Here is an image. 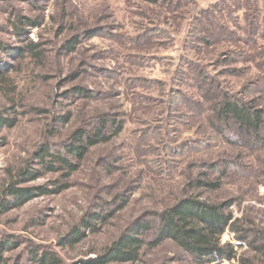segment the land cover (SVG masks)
<instances>
[{
  "label": "rangeland",
  "instance_id": "rangeland-1",
  "mask_svg": "<svg viewBox=\"0 0 264 264\" xmlns=\"http://www.w3.org/2000/svg\"><path fill=\"white\" fill-rule=\"evenodd\" d=\"M0 76L15 123L0 128V203L10 184L34 189L0 209L6 264L33 251L89 264L137 223L134 264H263L227 224L264 230V142L222 132L215 112L226 96L264 108V0H0ZM119 125L79 162L64 151L78 130Z\"/></svg>",
  "mask_w": 264,
  "mask_h": 264
},
{
  "label": "trees",
  "instance_id": "trees-1",
  "mask_svg": "<svg viewBox=\"0 0 264 264\" xmlns=\"http://www.w3.org/2000/svg\"><path fill=\"white\" fill-rule=\"evenodd\" d=\"M143 1H157V0H143ZM26 23H29L27 21ZM37 25V24H33ZM73 44V41L69 43ZM29 50L33 52V56L37 57V52L34 51L35 46L30 44ZM68 45V47H69ZM3 76H0L2 81ZM215 119L219 123L220 129L230 131L229 135L234 137L232 130V124L238 127V124H243L247 130L248 138L247 141L251 145H261L264 142V108L258 106L254 99L249 102H244L239 98H233L226 96L219 106L216 108ZM103 120L100 122L101 126L105 124ZM14 121L3 119L0 116V128H11L14 126ZM121 130V126H117L114 132L106 136L101 130H96L94 133L85 132L84 130H78L71 135L69 144L64 147V151L76 159L78 162L81 161L88 149L100 143H107L110 139L116 136ZM49 157L55 164L60 165L63 169H68L69 172L74 170V166L60 153L50 154L49 148L43 147L39 158L41 161L44 158ZM230 167L238 168L236 163L230 164ZM55 166H49L50 171L55 170ZM29 176L34 178V175H29L25 171L19 172L18 177ZM20 181H23L20 179ZM34 189L31 188H19L17 184H10L4 190V196L11 198V201L1 202L0 209L7 211L9 209H15L23 205L27 200L33 197ZM2 211L0 213H2ZM161 222V221H160ZM91 226V224L86 225ZM138 223L135 224V228L126 231L120 238L112 243L110 247L105 249L102 255L89 264H134L139 260L140 257V241L137 238ZM227 230L234 233L236 239L239 242L245 243L254 253L255 256L259 257L264 264V230L257 229L251 223L250 226H245L243 220H233L227 224ZM157 234L160 236L159 239L163 238V228L160 223ZM5 244L0 245V264H6L4 258V252L7 250ZM185 250L192 254L194 259H206L210 262H215L220 259H229L230 255L227 248H217L214 246H206L202 248H194L183 244ZM191 250V251H190ZM242 264H245L243 261ZM32 264H63L55 253L44 252L38 254L35 251L32 253Z\"/></svg>",
  "mask_w": 264,
  "mask_h": 264
}]
</instances>
